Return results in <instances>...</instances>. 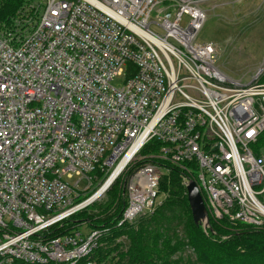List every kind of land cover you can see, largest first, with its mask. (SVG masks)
Masks as SVG:
<instances>
[{"label":"built area","instance_id":"2783aa9c","mask_svg":"<svg viewBox=\"0 0 264 264\" xmlns=\"http://www.w3.org/2000/svg\"><path fill=\"white\" fill-rule=\"evenodd\" d=\"M208 1L24 0L0 21V264H104L110 225L152 214L172 169L208 222L264 224V57L225 73L198 41ZM114 184L110 224L68 228Z\"/></svg>","mask_w":264,"mask_h":264},{"label":"trees","instance_id":"16d2710c","mask_svg":"<svg viewBox=\"0 0 264 264\" xmlns=\"http://www.w3.org/2000/svg\"><path fill=\"white\" fill-rule=\"evenodd\" d=\"M23 3L24 0H0V21L8 23ZM261 80L264 81V76ZM259 143L264 146V131ZM158 146L156 141H150L140 153L149 148L155 153ZM159 192L162 202L137 225H110L111 233L104 239L106 247H101L99 252L104 264H122L123 259L125 264H264V225L254 228L225 218L215 221L209 217L210 227L204 230L192 220L176 169L161 177ZM101 206L112 212L103 219L101 217L108 213L102 215L103 209L98 214H89L92 225L110 224L111 217L120 213L123 200L117 184L108 190ZM122 235L128 239L125 251L120 250V242L115 243Z\"/></svg>","mask_w":264,"mask_h":264},{"label":"rangeland","instance_id":"374dc122","mask_svg":"<svg viewBox=\"0 0 264 264\" xmlns=\"http://www.w3.org/2000/svg\"><path fill=\"white\" fill-rule=\"evenodd\" d=\"M204 9L207 19L198 34V41L213 42L217 46V63L225 73L232 77H250L264 57V0H210L204 4ZM121 83V78L112 81L113 86H120ZM148 153H152L150 148L141 154ZM93 190L94 187L80 198L89 196ZM107 193L108 190L103 199L95 201V204H91L78 215L71 216L68 220L71 225L85 221L89 214H98L102 209V215L106 211L109 213L101 219L108 217L112 210L101 206L107 198ZM140 219L136 220L135 225ZM75 230L82 231V226H76ZM127 240L121 236L120 250L125 251ZM121 263L125 264L126 260L123 259Z\"/></svg>","mask_w":264,"mask_h":264},{"label":"water","instance_id":"95a60500","mask_svg":"<svg viewBox=\"0 0 264 264\" xmlns=\"http://www.w3.org/2000/svg\"><path fill=\"white\" fill-rule=\"evenodd\" d=\"M264 150V146H263ZM186 198L190 208L192 220L197 225H202V221H205V225H208L207 211L199 192V189L194 181H191L186 186Z\"/></svg>","mask_w":264,"mask_h":264},{"label":"bare ground","instance_id":"6f19581e","mask_svg":"<svg viewBox=\"0 0 264 264\" xmlns=\"http://www.w3.org/2000/svg\"><path fill=\"white\" fill-rule=\"evenodd\" d=\"M90 195V194H89ZM95 204V203H94ZM70 224V223H69ZM72 227V225L70 226V228ZM69 228V227H68Z\"/></svg>","mask_w":264,"mask_h":264}]
</instances>
